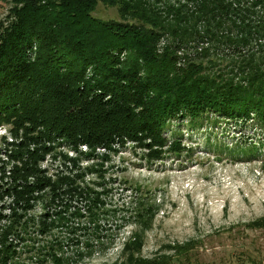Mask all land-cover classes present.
Wrapping results in <instances>:
<instances>
[{
    "label": "trees",
    "instance_id": "1",
    "mask_svg": "<svg viewBox=\"0 0 264 264\" xmlns=\"http://www.w3.org/2000/svg\"><path fill=\"white\" fill-rule=\"evenodd\" d=\"M4 1L0 264L25 241L30 264H75L101 243L104 188L87 176L104 177L108 154L120 146L137 147L151 163L178 155L185 146L180 132L164 135L169 123L196 125L209 114L264 130V0ZM97 3L116 7L119 19L92 16ZM140 198L139 230L125 239V260L112 264H192L193 242L139 257L155 215L153 202ZM36 204L38 214L28 215ZM247 225L264 230V218ZM59 226L62 238L52 232ZM70 244L77 248L69 255Z\"/></svg>",
    "mask_w": 264,
    "mask_h": 264
},
{
    "label": "rangeland",
    "instance_id": "2",
    "mask_svg": "<svg viewBox=\"0 0 264 264\" xmlns=\"http://www.w3.org/2000/svg\"><path fill=\"white\" fill-rule=\"evenodd\" d=\"M9 6L8 1H0V20ZM116 9L97 3L91 14L100 19L118 20ZM225 62L219 64L223 66ZM215 118L209 114L208 119L196 125L179 119L171 121L164 135L171 140L176 137L173 132H180L178 139L185 147L178 155L170 152L161 161L151 163L137 147L129 144L108 154L103 164L104 177L87 176H93L104 188L106 214L102 221V241L94 243L92 251L75 264H112L125 260L122 255L125 239H132L139 230L133 220V207L140 197L153 202L155 215L143 233L139 257L172 254L166 246L193 242L189 251L192 264L226 261L251 264L248 260L264 264V230L247 225L264 218V130L250 121L233 123ZM3 132L0 128V134ZM251 146L259 149L255 156L248 157L243 150ZM39 209L40 205L36 204L28 215L38 214ZM36 224L30 223L28 231L40 244L43 235ZM52 232L60 237L67 235L60 226ZM110 233L113 236L108 237ZM53 234L44 237L51 239ZM88 235L79 237L78 247L84 248L82 241ZM29 244V241L18 244L16 248L20 250L9 264H30L24 253ZM77 246L70 244L63 251L70 255Z\"/></svg>",
    "mask_w": 264,
    "mask_h": 264
}]
</instances>
